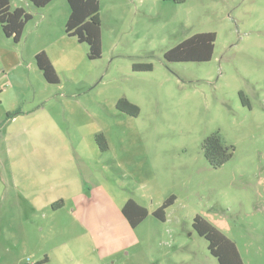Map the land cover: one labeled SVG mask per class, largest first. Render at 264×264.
<instances>
[{"label":"rangeland","instance_id":"rangeland-1","mask_svg":"<svg viewBox=\"0 0 264 264\" xmlns=\"http://www.w3.org/2000/svg\"><path fill=\"white\" fill-rule=\"evenodd\" d=\"M13 4L35 17L30 27L44 11L30 0ZM49 7L55 24L46 40L57 48L51 54L59 83L48 82L34 59L32 69L14 66L24 48L0 39V189L11 180L23 187L24 126L59 125L48 129V155L60 149L65 175L85 177L118 202L128 196L149 210L136 228L111 210L110 264H220L193 226L196 215L236 243L244 264H264V0H100L102 54L96 59L89 58L87 43L65 32L68 1ZM210 31L216 33L211 60H166L170 48ZM136 63L153 69L135 70ZM122 97L139 106L137 116L117 108ZM20 106L27 111L10 122L8 114ZM50 131L61 139L57 147ZM214 133L234 147L217 168L203 151ZM97 134L105 136L107 150H100ZM72 138L88 159L73 155ZM172 194L166 219H158L154 210ZM8 203L0 205V264L33 263L24 244L10 242L26 230ZM70 209L61 213L73 223ZM69 230L67 241L75 236ZM43 231L41 247L56 264L64 241L51 237L49 226ZM54 242H60L56 250Z\"/></svg>","mask_w":264,"mask_h":264},{"label":"crops","instance_id":"crops-1","mask_svg":"<svg viewBox=\"0 0 264 264\" xmlns=\"http://www.w3.org/2000/svg\"><path fill=\"white\" fill-rule=\"evenodd\" d=\"M54 1L45 6L44 11L36 12L37 19L33 21L31 27V23L27 22L23 36L18 43L14 42L12 38L5 36L0 26V39L6 40L7 44L12 41L15 46L24 48L18 53V62L14 66H22L26 63V66L32 69L34 65L33 59L35 60V55L40 51H45L55 66V58L51 52H55L57 48H50L52 45L49 46L46 40L50 36L48 34H50L52 25L55 24L53 14L49 13V11L53 12L54 7L49 6H52ZM17 7L23 6L14 5L13 0H11V8ZM24 9L26 10V8ZM34 18L33 16V20ZM29 42L32 43L28 52H31V58L26 56L25 52ZM5 86L9 87L11 83L7 82ZM1 88L2 86H0ZM2 99L3 97L0 94V102H2ZM20 110V115L12 116L9 119L10 122L17 121L27 111L21 106ZM8 111L11 112L12 110ZM27 124L29 125L23 128L26 146V155L24 157L25 172L18 179L23 180V187H21L20 183H15L14 180H11H17V178L10 177L11 182H5V186L0 189V205L6 206V203L9 202V206L17 214L13 220L16 223H21L26 230L23 232L22 238L11 239L10 242L14 245L24 244L30 252L34 264L52 263V255L46 252V248L41 247L46 239L43 230L49 226V230L52 232L51 237L64 241L63 251L55 255L56 264H110L107 260L112 254L111 251H108L112 225L111 210L122 212V207L130 198L127 196L118 202L111 194H108V191L101 184H91L85 177L82 179L71 174L69 176L65 175L63 172L65 158L62 157L60 149L57 148L55 150L56 157L48 155L50 150L48 129L57 131V129L61 130V127L59 125H50L48 127L47 122ZM51 137L57 147V142L60 138L58 135H54L53 132ZM72 140L74 141L72 145L73 155L75 153L79 160L88 159L86 156L87 152L81 146V143L73 138ZM54 163L56 164L54 165ZM86 181L90 185H87ZM58 201H62L63 205L55 208L53 204ZM67 205L72 206L69 214L73 223L65 222L62 217L61 212ZM97 212L99 213L98 217H96ZM43 218L49 219L47 225L43 222ZM123 220L128 222L125 217H123ZM34 228L38 230V233L32 231ZM69 228L74 229L75 236H71L72 238L67 241V239L65 240V235L70 231ZM128 230L129 227H127ZM53 244L54 250L60 247V242H54ZM28 263L32 262L28 261L26 264Z\"/></svg>","mask_w":264,"mask_h":264},{"label":"trees","instance_id":"trees-1","mask_svg":"<svg viewBox=\"0 0 264 264\" xmlns=\"http://www.w3.org/2000/svg\"><path fill=\"white\" fill-rule=\"evenodd\" d=\"M36 7L47 6L53 0H30ZM70 7V15L66 22L65 32L69 36L76 37L81 43L89 45L88 56L90 59L101 57L102 54V30L100 15V0H67ZM184 1V0H176ZM33 15L23 7L11 8V0H0V26L5 36L18 43L24 33L25 26ZM216 33L200 32L184 39L174 47L165 52V58L170 62L182 61H209L214 54ZM38 68L44 78L50 83H59L60 77L45 51H40L35 55ZM135 70H152L150 63H136L133 65ZM117 108L125 113L137 116L140 108L135 103L122 97L117 102ZM20 111L11 112L8 117H12ZM96 143L100 150L108 149V143L103 134H97ZM204 155L211 164L217 168L227 162L234 154V147L223 143L219 134L214 133L207 137L203 142ZM176 196L172 194L153 214L160 220L166 219L167 209L173 205ZM63 205L62 201L55 202L53 206L59 208ZM122 213L129 225L136 228L149 214V210L130 198L122 207ZM199 235L209 241L211 253L217 257L220 264H244L236 243L222 233L216 226L210 223L201 215H196L193 223Z\"/></svg>","mask_w":264,"mask_h":264},{"label":"built area","instance_id":"built-area-1","mask_svg":"<svg viewBox=\"0 0 264 264\" xmlns=\"http://www.w3.org/2000/svg\"><path fill=\"white\" fill-rule=\"evenodd\" d=\"M28 264H32V263H28Z\"/></svg>","mask_w":264,"mask_h":264}]
</instances>
